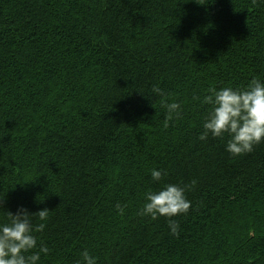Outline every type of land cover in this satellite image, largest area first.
Wrapping results in <instances>:
<instances>
[{"label": "trees", "instance_id": "16d2710c", "mask_svg": "<svg viewBox=\"0 0 264 264\" xmlns=\"http://www.w3.org/2000/svg\"><path fill=\"white\" fill-rule=\"evenodd\" d=\"M253 79L264 0H0V222L48 209L41 264H264V143L198 139L204 96ZM165 184L191 202L177 235L139 215Z\"/></svg>", "mask_w": 264, "mask_h": 264}, {"label": "clouds", "instance_id": "9594fccd", "mask_svg": "<svg viewBox=\"0 0 264 264\" xmlns=\"http://www.w3.org/2000/svg\"><path fill=\"white\" fill-rule=\"evenodd\" d=\"M151 91L160 97L164 96L159 86ZM210 106L202 122L198 136L200 141L212 138L227 137L225 150L239 156L253 151V148L264 143V81L253 79L245 88L224 87L211 89L202 101ZM166 119L173 120L181 116L182 106L179 102H165ZM151 179L161 183L167 173L158 168L151 169ZM2 206V205H0ZM121 213L123 208L117 205ZM191 202L186 198L185 189L176 184H165L159 190H149L145 194L139 215L152 220L163 216L169 218L171 234L177 235L179 224L176 216L187 214ZM7 222H0V264H41V256L47 257L49 249L33 234L43 228H33L34 216L43 221L47 219L48 209L30 212L26 207H18L15 213L6 211ZM83 264H98L97 257L85 252Z\"/></svg>", "mask_w": 264, "mask_h": 264}]
</instances>
